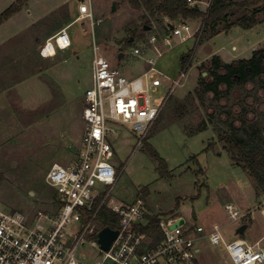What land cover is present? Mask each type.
Returning <instances> with one entry per match:
<instances>
[{
  "label": "rangeland",
  "instance_id": "374dc122",
  "mask_svg": "<svg viewBox=\"0 0 264 264\" xmlns=\"http://www.w3.org/2000/svg\"><path fill=\"white\" fill-rule=\"evenodd\" d=\"M80 1L21 0L20 6L18 0H0V14L14 3L17 6L0 23V208L27 215L55 208V189L45 175L53 162L67 164L73 147L81 142L82 100L91 82L94 44L98 55L130 77L139 76L149 66L145 60L152 58L155 75L161 79L151 99L163 106L142 145L135 148L137 137L126 125L120 124L110 135L115 151L111 162L118 175L112 200L131 202L142 197L152 215L180 216L183 228L217 223L227 240L238 237V226L247 224L240 237L264 247V196L255 193L249 175L231 160L213 123L195 131L201 119L208 121L209 103L200 105L193 94L205 69L201 65L207 64L208 48L224 62L249 58L256 41L264 44V17L250 28L231 25L226 29V23H221L211 35L203 32L202 18L186 19L193 36L184 41L175 37L171 46L159 44L158 54L148 38L154 34L161 40L168 33L162 16L135 9L127 0H83L92 7L93 24L88 17L74 22L68 28L71 46L43 58L39 51L46 35L62 26L66 17L76 15ZM193 1L205 11L210 0ZM239 14L234 11L228 22ZM147 20L152 24H146ZM147 25L151 29L144 30ZM131 37L134 42L129 41ZM134 46L144 53L134 55ZM177 79L180 83L173 87ZM245 93L236 94L230 102L241 100ZM247 100L251 105L246 101L242 107L256 110L264 136V104L260 103L264 99ZM227 202L243 213L238 221L229 219L224 210ZM211 252L213 258L207 255ZM77 254L92 260L97 251L83 242ZM200 262L232 264L222 245L210 244L202 249Z\"/></svg>",
  "mask_w": 264,
  "mask_h": 264
},
{
  "label": "built area",
  "instance_id": "2783aa9c",
  "mask_svg": "<svg viewBox=\"0 0 264 264\" xmlns=\"http://www.w3.org/2000/svg\"><path fill=\"white\" fill-rule=\"evenodd\" d=\"M187 1L190 5L197 4ZM78 8L81 18H90L92 25L90 5L80 3ZM171 24L169 33L161 40L156 35L148 38L150 47L158 54L159 42L171 46L175 37L184 41L193 36L186 20ZM70 46V36L66 28H61L45 39L39 52L50 57L56 49ZM96 50L93 44L91 82L81 108L85 122L81 142L73 147V156L67 164L53 162L45 175L46 182L55 189V208L39 209L29 215L0 208V264H192L197 242L202 239L222 245L232 264H264V247L259 241L248 243L240 236L227 240L217 223L206 232L202 226L187 229L182 227L181 219L158 216L160 239L156 242L150 231L146 233L139 228L145 227L152 215L142 197L131 202L112 200L118 175L111 162L115 151L110 135L120 124L126 125L137 137L135 148L142 145L163 106V102L151 99L161 79L155 75L152 58L146 60L149 66L139 76L128 77ZM143 53L142 48L134 46V55ZM183 75L182 70L180 77ZM179 83V79L175 80L173 87ZM104 208L116 216L114 225L109 227L118 231L107 249L101 247L97 237L104 227L99 221ZM224 210L232 222L243 216L231 202L224 204ZM261 213L264 217V205ZM83 242L97 251L94 259L86 260L77 254Z\"/></svg>",
  "mask_w": 264,
  "mask_h": 264
},
{
  "label": "trees",
  "instance_id": "16d2710c",
  "mask_svg": "<svg viewBox=\"0 0 264 264\" xmlns=\"http://www.w3.org/2000/svg\"><path fill=\"white\" fill-rule=\"evenodd\" d=\"M127 1L133 8H142L152 16L158 14L167 17L172 23L173 21L202 18L205 26L203 32L210 31V35L219 30L221 23H226V29L231 25L250 28L264 17V0H212L205 12L197 5H190L187 0ZM18 2L21 6V0ZM16 9L15 3L8 7L0 14V23ZM234 11L240 14L229 23L228 18ZM262 11L263 13H260ZM146 22V24H151L150 20ZM166 30H168L167 27ZM185 59L186 57L182 56V63H185ZM208 64L211 69L210 74L199 77L193 94L200 105L208 102L209 105L218 106L220 118L213 120V114L207 113L208 121L201 119L195 131L204 130L209 122L213 123L217 138L224 144L231 160L249 175L255 193L264 196V136L259 129L260 121L254 115L256 111L243 107L242 113L236 117L232 112V107L226 109L229 103L242 106L249 97H252V103L264 99V46L254 49L249 58L234 59L231 62H224L219 55L214 54L210 57ZM242 91H246V95L241 100L230 102L231 99H236V94L240 96ZM259 91L263 93V96L258 95ZM220 100L227 102L226 105L218 103ZM260 103L264 104V101ZM149 216L147 225L139 228L146 233L150 231L157 242L160 239L157 229L158 215ZM115 220L116 216L106 208L99 215V221L104 226H113Z\"/></svg>",
  "mask_w": 264,
  "mask_h": 264
},
{
  "label": "crops",
  "instance_id": "0c3cea01",
  "mask_svg": "<svg viewBox=\"0 0 264 264\" xmlns=\"http://www.w3.org/2000/svg\"><path fill=\"white\" fill-rule=\"evenodd\" d=\"M196 1H198V0H196ZM80 3H85V2H83V0H81L80 2H79V4ZM200 3H202V1H200ZM198 7H199V5L198 4H196ZM78 7H79V5H78ZM200 8V7H199ZM90 9H91V13H92V17H93V12H92V7L90 6ZM135 9H142V8H135ZM201 9V8H200ZM143 10V9H142ZM202 10V9H201ZM144 13H146L145 11H143ZM163 17V19H164V21L166 22V26H167V28H168V30H166L168 33H169V24H171L172 22L169 20V18H167V17H164V16H162ZM80 19H84V18H81V15H80V11H79V8H78V13H76V15H72V16H68V17H66V19L61 23L62 24V26H58L55 30H53V31H51L50 33H48L47 35H46V38H48L49 36H51L52 34H54V33H56L58 30H60L61 28H66V31L68 32V28L70 27V26H72L73 24H74V22H76V21H78V20H80ZM94 21V20H93ZM170 21V22H169ZM174 23V22H173ZM60 24V25H61ZM90 24H91V22H90ZM152 24V23H151ZM148 26V25H147ZM149 28L147 29V30H149V29H151V26H148ZM84 30H86L85 28H84ZM165 34H167V33H164V35ZM152 35V34H151ZM150 35V36H151ZM154 35V34H153ZM45 38V39H46ZM211 38V37H210ZM134 37H133V42H134ZM45 41V40H44ZM132 42V43H133ZM44 43V42H43ZM159 44H161L160 42H159ZM43 45V44H42ZM41 45V46H42ZM255 45V46H254ZM261 46H264V44H260V42H258V41H256L255 42V44H253V50L254 49H256L257 47H261ZM159 47H160V45H159ZM41 48V47H40ZM152 48V47H151ZM67 49V48H66ZM56 50H60V49H56ZM63 50H65V49H62V50H60V51H63ZM57 54V51H56V53H55V55ZM214 54H217L216 52H213V50L211 49V47H209L208 48V54H207V58H209L210 56H212V55H214ZM55 55H53V56H55ZM217 55H219V54H217ZM53 56H50V57H53ZM220 56V55H219ZM221 57V56H220ZM43 58H46V57H43ZM206 58V59H207ZM222 58V57H221ZM223 60V59H222ZM224 61V60H223ZM145 62H146V60H145ZM146 64H147V62H146ZM128 77H130V76H128ZM84 96V95H83ZM82 104H83V100H82ZM82 135V134H81ZM60 163V162H59ZM55 200V199H54ZM148 209V208H147ZM149 211V210H148ZM155 215H157V213H155ZM173 218H178V219H181V220H183L180 216H175V217H173ZM197 225H199V226H202L203 227V229H204V231H206V232H208L209 230H210V228H211V226H204V225H201V224H197ZM191 227H193V226H188L187 227V229H190ZM208 244H210V245H212V246H217V245H213V244H211L207 239H202V240H200V241H198L197 242V245H196V256H195V258H194V260H193V263L192 264H201V262H200V253H201V251H202V249L204 248V249H207V245ZM207 255H210V257L211 258H213V256H212V252L211 253H208Z\"/></svg>",
  "mask_w": 264,
  "mask_h": 264
},
{
  "label": "water",
  "instance_id": "95a60500",
  "mask_svg": "<svg viewBox=\"0 0 264 264\" xmlns=\"http://www.w3.org/2000/svg\"><path fill=\"white\" fill-rule=\"evenodd\" d=\"M169 28H172V24L168 25ZM148 26L143 27V29H148ZM122 40H119L118 43H120ZM129 41H133V37H131L129 39ZM123 56V53H119L118 54V58H121ZM247 228V224H242L240 226H238L236 232L239 236H242L244 233V230ZM118 231L116 229H111L109 226H104L103 228H101L98 233H97V237H98V242L100 243L101 247L104 249H107L109 247V245L111 244V242L115 239V237L117 236Z\"/></svg>",
  "mask_w": 264,
  "mask_h": 264
},
{
  "label": "flooded vegetation",
  "instance_id": "af4514ba",
  "mask_svg": "<svg viewBox=\"0 0 264 264\" xmlns=\"http://www.w3.org/2000/svg\"><path fill=\"white\" fill-rule=\"evenodd\" d=\"M211 57V56H210ZM210 57L208 58V60H207V62L209 61V59H210ZM204 64V63H203ZM204 70L202 71V75L203 76H208L209 74H210V65L208 64H206V65H204ZM259 93V92H258ZM247 99V98H246ZM247 101V105L249 104L248 103V100H246ZM218 103H220L221 105H223V104H225L226 105V103L227 102H225L224 100H220V102H218ZM251 103H252V101H251ZM230 107H232V112L234 113V115L236 116V117H238V115L239 114H241L242 113V106H237V105H235V104H233V103H230V105H229ZM229 107H228V105L226 106V109H228ZM219 108H218V106H215V105H209L208 106V108H207V110H206V114L207 113H210L211 112V114H213V120H217L218 118H220L219 116H220V113H219V110H218ZM247 109V108H246ZM252 109H254V108H252ZM247 110H249V109H247ZM256 111V110H255ZM254 115H256V118H257V113H255ZM221 117H224L223 115H221Z\"/></svg>",
  "mask_w": 264,
  "mask_h": 264
}]
</instances>
